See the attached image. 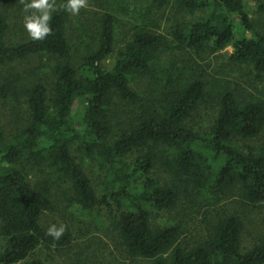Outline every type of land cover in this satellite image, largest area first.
I'll use <instances>...</instances> for the list:
<instances>
[{"label":"trees","instance_id":"obj_1","mask_svg":"<svg viewBox=\"0 0 264 264\" xmlns=\"http://www.w3.org/2000/svg\"><path fill=\"white\" fill-rule=\"evenodd\" d=\"M55 1L43 40L9 43L0 13V110L10 106L8 133L0 112V264H43L32 257L38 248L72 243L68 230L54 239L41 223L55 210L54 194L82 211L111 201L117 207L111 227L129 264H264V237L243 247L246 219L234 210L264 208V142L251 153L235 145L264 136V97L222 92L210 127L188 126L206 100L201 69L191 61L196 57L231 45L229 63L249 68L264 90V33L249 12L264 14V0H172L176 13L193 19L168 35L154 30L152 11L170 0H144L149 13L110 70L103 62L114 47V16L101 12L84 50L76 52L67 35L66 0ZM40 55L49 61L50 80L16 70V63ZM136 80L147 83L145 95L131 87ZM72 149L101 163L111 186L107 197L97 196ZM35 170L49 171L57 182L48 175L32 180ZM159 212L176 219L154 226ZM186 221L196 222L197 231L188 244Z\"/></svg>","mask_w":264,"mask_h":264},{"label":"rangeland","instance_id":"obj_2","mask_svg":"<svg viewBox=\"0 0 264 264\" xmlns=\"http://www.w3.org/2000/svg\"><path fill=\"white\" fill-rule=\"evenodd\" d=\"M51 2L53 6L57 5L55 0H51ZM148 9V4L144 0H87V6L81 8L78 14L73 15L68 11V38L74 50L82 52L84 43L94 30L93 21L96 17L101 12L112 14L115 18V42L112 53L103 62L104 69L110 70L114 64L116 53L129 39L133 27L142 23L141 15L146 12L149 13ZM249 12L253 27L256 31L264 33V14L255 13L254 10ZM0 13L7 18L9 25L7 41L9 43H16L24 37H30L23 26L24 16L30 12H25L21 0H0ZM152 13L154 19L157 20V27L151 29L165 35L169 34L170 28L174 27L175 24L193 19L189 16L184 19L182 14L176 13L172 6V0L164 9L153 10ZM232 50V46L229 45L219 52L202 56L200 60L197 57L195 61L191 60L200 67L202 80L206 83V100L188 121V126L195 131H205L210 127L216 116L218 95L222 92L233 93L239 99L252 96L264 97L261 83L255 80L249 68L229 63L228 57ZM165 61L166 59L160 61L161 67ZM15 68L31 80H36V78L43 80V82L50 80L49 61L42 55L31 57L21 63L18 62L15 64ZM197 72L200 74L199 70ZM146 84L143 80H136L132 82L131 87L145 95L147 93ZM82 108L83 103L79 102L73 109L72 118L76 126ZM0 112L3 114L1 122L8 133L10 106L7 104L2 106ZM263 142L264 136H261V138L250 141L239 142L238 140L235 145L238 149L240 146L243 152L251 153ZM72 152L78 161L82 160L84 170L97 196L107 197L111 191V186L101 168V163L93 158H83L79 152H74V149ZM40 172L41 170L31 172L30 178L35 180L48 175L52 182H57L56 176L51 175L49 171L45 170L43 174ZM158 176L162 181L167 180L164 176ZM53 204L55 210L44 214L41 223L44 227L55 225L59 228L64 225V229L68 230L72 236V243L57 249L40 247L32 255L33 258L40 260L43 264H71L78 258L85 261L86 264H129L130 260L118 247L117 236L111 227L117 208L111 201H109L110 208L107 205H97L92 210L82 211L74 205L67 206L66 202L59 200L54 194ZM234 210L237 214L241 213L246 219L242 237L243 247H249L259 238L264 237V208L254 210L236 206ZM175 219L173 212H159L153 213L151 221L154 226H162L172 223ZM195 221L198 222V219ZM186 223L187 228L183 232L182 238L186 239L185 243L188 244V242H193L197 236V231H194L195 223L193 221L192 223L186 221ZM198 228L196 226L197 230ZM140 264H146V262Z\"/></svg>","mask_w":264,"mask_h":264},{"label":"clouds","instance_id":"obj_3","mask_svg":"<svg viewBox=\"0 0 264 264\" xmlns=\"http://www.w3.org/2000/svg\"><path fill=\"white\" fill-rule=\"evenodd\" d=\"M25 12L30 14L24 16L23 26L33 41L43 40L51 33L49 21L51 12L54 10L51 0H21ZM87 6V0H66L65 10L70 11L73 15L79 13L81 8ZM32 10V11H30ZM64 232V225L57 228L52 225L48 228L47 234L54 239H59Z\"/></svg>","mask_w":264,"mask_h":264},{"label":"water","instance_id":"obj_4","mask_svg":"<svg viewBox=\"0 0 264 264\" xmlns=\"http://www.w3.org/2000/svg\"><path fill=\"white\" fill-rule=\"evenodd\" d=\"M248 37H249V35H248Z\"/></svg>","mask_w":264,"mask_h":264}]
</instances>
